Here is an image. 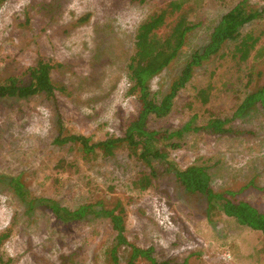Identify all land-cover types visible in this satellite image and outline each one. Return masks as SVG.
Listing matches in <instances>:
<instances>
[{
  "label": "rangeland",
  "instance_id": "obj_1",
  "mask_svg": "<svg viewBox=\"0 0 264 264\" xmlns=\"http://www.w3.org/2000/svg\"><path fill=\"white\" fill-rule=\"evenodd\" d=\"M5 0L0 6V79L19 75L39 58L51 61L55 100L38 95L0 99V264H108L107 251L115 232L109 219L89 216L67 225L47 210H27L8 186L19 177L35 197L49 198L74 210L100 202L125 210L124 236L130 243L118 250L126 264L130 246L152 248L157 261L175 264H264V237L226 217L216 205L207 214L201 197L185 194L169 175L140 192L133 182L148 167L124 147L105 157L98 151L84 157L76 144L58 146L55 120L63 133L83 135L91 142L123 137L139 102L130 95L127 64L135 34L145 20L180 3L167 15L166 35L184 13L194 29L179 54L148 85L160 101L181 74L192 53L202 49L221 17L242 0ZM68 3L72 10L65 11ZM261 8L260 0H250ZM80 18H84L80 20ZM250 36L256 44L240 59L236 47ZM60 38V39H59ZM62 45L58 44V41ZM264 86V19L240 29L217 55L192 71L173 99L169 113L151 119L150 127L169 132L190 123L169 159L180 169H206L216 191L236 192L235 198L264 212V110L255 103L242 115L237 106ZM60 89H59V88ZM200 91H205L204 98ZM214 119L228 120L229 133L204 127ZM152 164L162 171V164ZM135 264H149L138 257Z\"/></svg>",
  "mask_w": 264,
  "mask_h": 264
},
{
  "label": "trees",
  "instance_id": "obj_2",
  "mask_svg": "<svg viewBox=\"0 0 264 264\" xmlns=\"http://www.w3.org/2000/svg\"><path fill=\"white\" fill-rule=\"evenodd\" d=\"M4 1L0 0V6ZM260 1L261 8H254L250 0H242L221 17L213 28L208 43L202 49L192 53L181 74L173 81L169 92L160 101L152 96L148 82L179 54L184 46L187 33L193 30L195 25L187 20L182 12L174 19L169 33L163 36L159 34V30L167 25V15L172 16L180 11L181 5L177 2L170 3L167 9L149 17L140 24L136 31L134 51L127 64L130 82L128 93L137 96L139 107L136 115L128 119L123 137L110 136L103 141L91 142L89 137L83 135L64 134L62 122L55 120L57 136L54 143L58 146L76 144L84 157L94 156L98 154L97 151L109 157L114 155L115 150L124 147L130 156L134 157L138 163L146 165L149 170L133 182V187L137 191L152 189L163 175H169L185 194L205 200L208 215L216 205H220V210L226 217L233 219L240 226L260 232L264 237V212L258 211L246 201L237 200L236 192L214 191L210 186L209 174L204 167L190 165L180 169L169 159L168 149L178 148V143H173L172 140L179 139L185 133L197 129H191L190 123L171 132L153 129L149 125L151 119H161L169 113L174 97L191 78L195 67H199L211 56L217 55L227 42L238 40L240 29L245 24L256 19H264V0ZM83 19L80 18V20ZM255 44L256 39L250 36L242 39L236 47V51L240 53V59H247ZM52 69L51 61L39 58L33 66L25 67L19 75H10L0 79V99H25L40 95L49 102H54V91L57 87L50 77ZM200 95L205 102V91H200ZM257 102L261 103L264 110V86L247 95L237 106L233 116L242 115ZM226 124L228 120L214 119L209 121L204 128L216 134L229 133L230 129L225 126ZM153 161L163 165L162 171L155 168ZM8 186L14 195L25 204L27 210L30 211L40 206L52 214L56 222L63 225L83 221L89 216L109 219L115 237L112 247L107 251L108 264H118L119 248L130 244L124 236L125 210L120 202L116 203L113 209H104L100 202H97L80 205L70 210L55 200L33 196L19 177L9 178ZM8 236V233L0 234V243ZM130 248L126 264H135L138 257L146 259L149 264H175L169 260L157 261L152 248L140 249L132 245Z\"/></svg>",
  "mask_w": 264,
  "mask_h": 264
},
{
  "label": "bare ground",
  "instance_id": "obj_3",
  "mask_svg": "<svg viewBox=\"0 0 264 264\" xmlns=\"http://www.w3.org/2000/svg\"><path fill=\"white\" fill-rule=\"evenodd\" d=\"M68 3H69V0L67 1ZM68 3H65L66 5L63 7V9L65 10V11H71L72 10V6H70V8H69V5H68ZM60 39V38H59ZM62 41V40H61ZM60 40L57 42L58 44H60V45H62V42H61Z\"/></svg>",
  "mask_w": 264,
  "mask_h": 264
}]
</instances>
